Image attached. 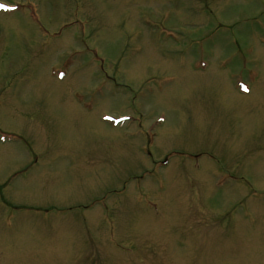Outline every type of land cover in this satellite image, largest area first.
<instances>
[{
    "label": "rangeland",
    "instance_id": "374dc122",
    "mask_svg": "<svg viewBox=\"0 0 264 264\" xmlns=\"http://www.w3.org/2000/svg\"><path fill=\"white\" fill-rule=\"evenodd\" d=\"M0 3V264H264V0Z\"/></svg>",
    "mask_w": 264,
    "mask_h": 264
},
{
    "label": "snow or ice",
    "instance_id": "6c2138e0",
    "mask_svg": "<svg viewBox=\"0 0 264 264\" xmlns=\"http://www.w3.org/2000/svg\"><path fill=\"white\" fill-rule=\"evenodd\" d=\"M13 10L11 6L7 5V4H3V3H0V11H11ZM244 90L247 91V87L244 86Z\"/></svg>",
    "mask_w": 264,
    "mask_h": 264
}]
</instances>
